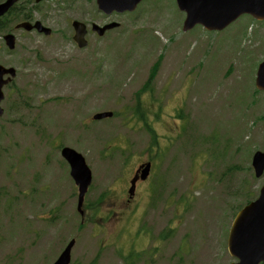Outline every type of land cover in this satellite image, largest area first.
Returning a JSON list of instances; mask_svg holds the SVG:
<instances>
[{
	"label": "rangeland",
	"instance_id": "374dc122",
	"mask_svg": "<svg viewBox=\"0 0 264 264\" xmlns=\"http://www.w3.org/2000/svg\"><path fill=\"white\" fill-rule=\"evenodd\" d=\"M20 5L53 32L20 41L21 116L0 158V264H52L72 239L71 264L236 261L228 251L235 211L264 185L252 166L264 151V92L255 85L264 20L242 15L223 31L183 32L174 0L109 18L95 0ZM112 19L121 26L89 34L86 48L73 41V20ZM107 110L118 115L93 121ZM149 111L152 135L130 126L127 116ZM66 145L93 171L84 216L69 167H58ZM148 154L152 176L129 202Z\"/></svg>",
	"mask_w": 264,
	"mask_h": 264
},
{
	"label": "water",
	"instance_id": "95a60500",
	"mask_svg": "<svg viewBox=\"0 0 264 264\" xmlns=\"http://www.w3.org/2000/svg\"><path fill=\"white\" fill-rule=\"evenodd\" d=\"M18 0H7L0 3V16L4 15ZM41 0H37L39 2ZM142 0H97L98 8L107 14L114 11H133ZM178 7L186 12L183 30L188 31L197 24L203 25L208 30H222L238 19L243 14H250L255 19L264 20V0H177ZM119 26L113 22L103 27L94 25V30L99 35H104L105 31ZM18 27L27 30L37 28L39 32L46 35L51 34V29L46 28L41 22L32 25L23 22ZM75 29L74 39L79 47L88 44L85 38L87 33L86 25L80 21L73 22ZM12 35L7 37L10 47H13ZM2 68V67H0ZM256 87L264 91V60L259 64L255 80ZM2 96H0V101ZM112 112H101L94 116V119L111 117ZM62 155L71 166V176L79 187L78 211L83 215L82 209L85 195L92 183V170L88 166L84 156L71 147H64ZM252 166L254 174L260 178L264 174V151H257L253 155ZM150 171V164L143 167L141 179L145 180ZM138 176L132 180L130 193H134ZM75 245V239L71 240L60 256L53 264H70L71 252ZM228 251L236 261L230 264H264V185L260 189L259 196L244 206L236 215L228 237Z\"/></svg>",
	"mask_w": 264,
	"mask_h": 264
},
{
	"label": "flooded vegetation",
	"instance_id": "af4514ba",
	"mask_svg": "<svg viewBox=\"0 0 264 264\" xmlns=\"http://www.w3.org/2000/svg\"><path fill=\"white\" fill-rule=\"evenodd\" d=\"M19 12L18 9H13L6 15H3L0 17V96H2V99L0 101V158L1 155L6 151V148L4 146L6 138H7V132L8 129L14 124L17 123L20 120L21 116V110H22V92H23V73H22V66H23V60L20 56L22 46L20 45L21 38L26 34H31L35 32L36 30L28 31L22 28H17L16 26L20 22H15L14 16L17 15ZM184 17L185 13L181 12ZM111 15H108L106 18H109ZM30 22L36 21L33 19V15H29V19H27ZM114 20V19H113ZM109 20L107 22L113 21ZM106 24V22L104 23ZM92 30L88 32L89 34H92ZM8 34L13 35V44L14 48L10 49L8 45V39L6 36ZM147 115H149V118L151 122L152 116L151 112H148L146 114V117L141 118L139 115L133 114L131 117H129V124L131 127L134 128H142L143 130H146L147 126H152L150 123L147 122ZM153 127V126H152ZM147 147V144L145 146V149ZM62 149V147H61ZM60 149V153H61ZM152 154H148L146 157L141 158L139 163L137 164L136 169L133 171L135 173L137 172L138 168L146 162L152 163V169L154 166V160L152 158ZM58 167H61V172H68L67 170V164L63 160H59ZM151 169V172H153ZM151 175V174H150ZM150 178V176H149ZM148 178V179H149ZM147 179V180H148ZM146 180V181H147ZM142 180H138L135 186V189L137 191L139 184L142 182H146ZM131 184H129L130 187ZM136 195V193H135ZM134 197L130 198L129 196V202Z\"/></svg>",
	"mask_w": 264,
	"mask_h": 264
},
{
	"label": "trees",
	"instance_id": "16d2710c",
	"mask_svg": "<svg viewBox=\"0 0 264 264\" xmlns=\"http://www.w3.org/2000/svg\"><path fill=\"white\" fill-rule=\"evenodd\" d=\"M22 17H26L25 14H22ZM158 67H159V64L152 66V67H151V70H150V73H151V74H154V71H155ZM210 145H211V147H212V146H213V143L211 142ZM248 172H250V168L248 169ZM246 181H247V180H246ZM246 181L244 180L245 183H246ZM247 182H248V181H247ZM247 194H249V190L247 191ZM249 201H250V199H249V200L246 199V202H245L244 204L241 203V204L238 206V209H236L235 212L239 211V210H240L245 204H247Z\"/></svg>",
	"mask_w": 264,
	"mask_h": 264
},
{
	"label": "bare ground",
	"instance_id": "6f19581e",
	"mask_svg": "<svg viewBox=\"0 0 264 264\" xmlns=\"http://www.w3.org/2000/svg\"><path fill=\"white\" fill-rule=\"evenodd\" d=\"M157 44V43H156Z\"/></svg>",
	"mask_w": 264,
	"mask_h": 264
}]
</instances>
